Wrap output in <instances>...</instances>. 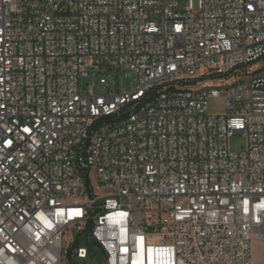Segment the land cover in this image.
<instances>
[{"label": "built area", "instance_id": "built-area-1", "mask_svg": "<svg viewBox=\"0 0 264 264\" xmlns=\"http://www.w3.org/2000/svg\"><path fill=\"white\" fill-rule=\"evenodd\" d=\"M177 1L0 0V264H254L264 0Z\"/></svg>", "mask_w": 264, "mask_h": 264}, {"label": "rangeland", "instance_id": "rangeland-1", "mask_svg": "<svg viewBox=\"0 0 264 264\" xmlns=\"http://www.w3.org/2000/svg\"><path fill=\"white\" fill-rule=\"evenodd\" d=\"M188 7V1L187 0H179L177 1V7L174 9L176 12H184L185 9ZM152 21L159 22L160 18L159 17H151L150 18ZM129 71L123 72V74H129ZM226 84H232L235 80L236 77H232L231 79H228ZM225 83H223L224 85ZM137 85V78L136 76L132 75L131 77L124 78L120 80L118 78L116 85L113 87L112 91L113 92H124L130 91L132 88L136 87ZM216 85V84H213ZM222 84L220 86H223ZM209 111L212 114H223L226 111V101L225 98L218 97V98H213L209 102ZM246 147V138L243 133H236L233 135L230 139V149L233 153H241L245 150ZM72 237V235L70 236ZM82 246H86L85 240L81 242ZM102 251L101 249L95 247L93 251H91L88 255V258L85 260H81L78 258H75L73 260V264H94V258L96 257H101ZM254 264H264V246L256 242L254 245Z\"/></svg>", "mask_w": 264, "mask_h": 264}, {"label": "trees", "instance_id": "trees-1", "mask_svg": "<svg viewBox=\"0 0 264 264\" xmlns=\"http://www.w3.org/2000/svg\"><path fill=\"white\" fill-rule=\"evenodd\" d=\"M75 245H76V247H77V246L79 245V242H77Z\"/></svg>", "mask_w": 264, "mask_h": 264}, {"label": "snow or ice", "instance_id": "snow-or-ice-1", "mask_svg": "<svg viewBox=\"0 0 264 264\" xmlns=\"http://www.w3.org/2000/svg\"><path fill=\"white\" fill-rule=\"evenodd\" d=\"M149 251H151V250H149Z\"/></svg>", "mask_w": 264, "mask_h": 264}]
</instances>
